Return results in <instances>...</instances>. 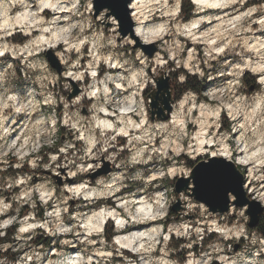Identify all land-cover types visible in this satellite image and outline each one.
Returning <instances> with one entry per match:
<instances>
[{"label":"rangeland","instance_id":"obj_1","mask_svg":"<svg viewBox=\"0 0 264 264\" xmlns=\"http://www.w3.org/2000/svg\"><path fill=\"white\" fill-rule=\"evenodd\" d=\"M161 1L157 6L154 5L148 10L151 11L146 14L144 26L147 30H152L164 25L163 31L155 39L156 42L147 43L146 41L151 36L138 38L134 31L130 32V22L136 28L132 19L133 12L130 9L135 2L133 0H90V5L86 3V0H79L76 7L80 12H84V16L71 10L75 0H61L65 4L62 6L64 10L59 11L60 13L54 9L47 10V12L43 9L38 11V5L43 0H27V3L31 5L28 11L36 13L38 21L41 19L43 23L35 24L37 27H33L30 34L12 31L4 39L21 46L34 44L42 49L37 52V56L47 61L49 70L57 78L54 84L49 85L54 93L53 98L56 103L54 106L39 105L38 110L32 113L31 120H28L24 113H19L9 116L4 123V127L10 131L6 136L7 143L0 141V148L6 151V155L0 156V177L9 179L26 177L27 179L25 184L18 185L11 190H0V196L5 199V202L12 204V210H9L6 215L0 216V221L7 220L6 225L0 224V231L5 233L4 236H0V242L6 240L9 244L14 243L12 236L15 231L12 229L17 225L16 219L28 216L30 217L29 222L38 221L43 225L47 220L46 213L56 212L57 217L53 218L54 221L58 219L61 227L66 226L75 231L65 236L60 233L52 234L51 225L48 228L34 229L36 235L32 237L30 243L44 254V261L55 260L57 253H67L71 254L73 259L78 260V264H83L79 257H85L89 264H128V261L139 264L141 256H144L145 259L161 261V264H167V261L184 264L191 257H199L202 252L209 251L212 245L218 242L223 243L217 240V237L220 236L218 229H223L225 226L232 228L239 222L249 233L256 231L248 227L249 217L245 209L233 206L226 214L211 213L205 205L195 200L193 180L180 184L182 190L180 194L176 192L175 184L180 177H190L193 167L198 162L209 161L210 158H221L217 156L223 154L224 148H229L230 155H232V160H226L234 164L244 156L243 154L240 156L235 151L236 142L240 137V133L235 130L236 126L238 123H243L246 118L255 121L258 112H251L248 109L253 97H256L258 102L264 106V96L261 94L262 86L260 84L261 77H264V71L255 70V72L253 70V68H261L260 55L256 51H246L244 42L246 40L248 45H255L260 52H264V47H261V42H264V27L259 22L264 20V14L259 11L260 7L264 6V0H243V3L236 0L223 9L208 10L206 13H203L204 9L194 4L193 0H170L169 3L165 0ZM111 2H114L115 10L109 7ZM187 2H191L195 6L193 16L188 22L203 15L204 20L213 23L206 26L205 29L196 31L197 36L200 37L197 41L183 29L185 17L181 10ZM86 7L88 10L85 12ZM174 9H177V12L173 16L166 13ZM19 11V8L13 9V13L10 15L17 16ZM245 13H249V16L245 17ZM86 17L90 18L91 23L85 28L84 36L87 38L101 31L105 38L111 36L116 44L113 54L114 57H118L117 67L109 68L103 61L99 62L94 77L92 72L87 71L92 61L91 56L88 55L91 45L87 40L80 46L83 55L75 48L69 50V46L77 42V29L72 25L83 23ZM252 20L258 22L250 24ZM222 22L221 31L216 33V26ZM200 24H204V22ZM249 25L251 30L246 31L245 29H248ZM42 27L49 30L42 31ZM218 34L223 39L216 44V49H214L213 45H209L207 39L215 38ZM203 36H208V38L205 40L202 38ZM21 40L24 41L20 42ZM216 40L218 39L215 38L214 41L216 42ZM104 42L101 41V43ZM106 47L111 49L112 46L107 45ZM56 53L62 55L58 56ZM65 56L67 57L66 63L64 62ZM126 60L131 61V67L135 69V72L130 74L126 70L129 67L124 63ZM189 61L190 66L188 65ZM197 67L199 71H196ZM141 71L147 83L139 89V92H137L139 78L128 87L119 89L115 88L109 80V76L115 79L118 75L130 79V75H136ZM17 74L22 77L19 68ZM77 75L82 78L74 79ZM180 75L185 76L183 83L179 82ZM186 75H196L203 83L204 92L199 94L191 91V94L185 96V93L189 91L184 87ZM163 78L164 80L170 79L174 101L169 120L165 122L159 120V112L164 106L158 103L160 101L163 103L164 100L160 95L162 92L158 88V83ZM94 83L96 88L106 85L111 89L108 94L110 103L106 108L113 116L110 119L115 126L114 130L108 131L101 127L100 122L104 119L102 114L105 113L99 112L97 115L93 108L96 98L86 95V91L93 90L91 86ZM18 87L22 89L23 84L18 83ZM18 95L22 96L23 92L21 91ZM141 98H143V118L137 106ZM36 99L40 100L42 97L37 96ZM184 99H187V106L182 112L181 105L177 102ZM76 100H79L78 104L73 103ZM103 102L104 96L101 94L100 104L103 105ZM65 104H67V108ZM53 110L56 113L54 126L57 131L55 135H51L46 128L41 127L37 119L40 113L50 116ZM174 113L179 115L181 113L183 116L184 121L180 125L169 123ZM186 113L188 115H185ZM93 117H96L95 123L99 125L96 138L99 139L100 129H104L108 135L115 133V140L101 141L92 148L93 153H96L97 149H103L102 154L95 155L91 159L70 163L66 157H72L73 153L76 156H83L82 151L76 150L81 149L85 143L83 139H78L81 133L72 129L71 124L78 119L86 123ZM203 123H209L206 131L207 148L198 152L196 145L198 143L195 137L203 129L201 126ZM228 123L231 124V131L223 129ZM136 124H142L141 129L143 130L139 131L140 129L133 127ZM119 128H123L124 131L134 130L132 136H139L144 129H147V138L143 144L148 145L154 151L140 152L138 149L141 144L137 140L131 139L132 136L128 137V133L125 135L124 132H116L115 130ZM173 128L179 132L182 138L171 134ZM46 135L52 139V145L43 143ZM34 140H39L40 143L36 145ZM166 142L169 149L164 151ZM69 144L71 147H67ZM211 145L214 147L211 148ZM13 147L15 149L10 153L9 149ZM61 148L64 149L63 152H61ZM177 150H179L178 153ZM109 155L114 156L115 161L107 159ZM126 155L140 161L137 168L141 170L143 179L134 183L127 180L121 183L116 180L115 176L109 175V173L122 171L123 166L117 167L116 165ZM51 156H56V159L53 161ZM149 156L151 159H148ZM36 157H40L37 161L38 166L32 168L28 161ZM5 161H7V167H5ZM144 161L147 162L144 163ZM44 165H50V167ZM77 165H82L86 171H76ZM236 165L244 175L247 188L251 181L248 175L252 167ZM105 170H110V172L99 175ZM72 172H76V174L71 175ZM257 175L255 170V177ZM260 175L264 176V169H261ZM67 179L69 184L66 183ZM92 180H94L93 184L90 183ZM252 180L255 182L256 188L264 185V179L253 178ZM86 184H89L87 185L89 190L97 195L83 194L79 196L76 193L74 195V190L77 187ZM108 184L119 187V191L111 195H99ZM25 187L31 193L35 204H23L17 214L14 211L17 202L13 197L18 195L27 199L26 193L23 191ZM37 188H43L45 191L51 189L52 198L46 199V203L39 200L35 191ZM247 189L250 197L253 196L250 193L253 186H249ZM262 189L264 191V188ZM68 197L73 198L67 199ZM53 199L65 200L66 210H62L58 204L54 205ZM144 202L150 203L148 207L151 208L147 211L141 210V205ZM105 210L117 211L119 220L128 223V228L140 223L137 221L141 219L144 222L142 224L146 225L144 228L148 229L147 231L158 230L160 235L153 242L144 244L146 247L141 253V248L138 247L121 248L116 244V241L132 235L129 230L126 229V233H120L118 232L119 228L112 221L107 220L108 227L111 226L110 224L114 227V236L109 242L106 239L107 229L103 230L102 228L101 232L95 231L93 228L96 225L88 223L91 216ZM241 212L244 217H247L246 222L239 215ZM215 214L219 215L215 216ZM153 220L156 222L154 221V223ZM85 226H87V230H84ZM197 227L200 228L203 237L199 242H197L195 234L192 235L191 241L185 236L177 235L181 229L188 230ZM31 231L33 230L25 235H31ZM213 234H215L214 237H212ZM165 238H167V244H165ZM63 239H69L71 244L62 245L60 241ZM45 240L50 241V247L40 244ZM88 240H91L92 243L88 244ZM243 246V237L239 241H227L223 254L230 259L232 254L239 252ZM24 251H28L27 247ZM86 253H91V255L86 256ZM8 254L16 257L23 253H12V249L9 247L4 255ZM209 258L211 264H222L219 254Z\"/></svg>","mask_w":264,"mask_h":264},{"label":"clouds","instance_id":"obj_2","mask_svg":"<svg viewBox=\"0 0 264 264\" xmlns=\"http://www.w3.org/2000/svg\"><path fill=\"white\" fill-rule=\"evenodd\" d=\"M60 0H48L46 3H40L38 5V11L43 8H52L56 12L62 11L57 5ZM235 0H226L225 3L221 5L213 4V7L216 6H227L229 3H233ZM243 3V0H240ZM86 3L90 5V0H86ZM79 4V0H75L73 4L72 11L80 16H84V12H80L77 9V5ZM19 8V15L23 16L25 14H29L32 17V20H36V13L28 12L31 8V5L27 3V0H0V10L4 11V15L0 17V25L5 23L11 24V28L3 27L0 29V141L7 143L6 136L10 129L4 127V123L8 120L9 116H13L15 114L24 113L28 120L32 119V113L37 111L39 105L48 104L50 106H54L56 100L53 98L54 93L51 88H49L50 84H54L56 81V76L52 73L48 68V63L42 57L37 56V52L42 49L36 47L34 44H24L23 46L18 44H13L10 41L4 39V37L11 34L12 31H20L25 34H30L33 24L30 22L27 25H20L19 27L16 24V15H10L13 13V9ZM87 7L85 8V12L87 11ZM259 11L264 14V6H261ZM245 17L249 16V13L244 14ZM139 19V17H136ZM258 21L252 20L251 23H256ZM264 27V21H259ZM39 23V21H37ZM55 23V22H54ZM91 23L90 18L86 17L83 23L73 24L72 27L77 29L76 43H73L69 46V50L71 48H75L77 52H81L80 46L87 40V42L91 45V49L88 53L91 56V66L87 69V71L92 72L93 77L95 76V69L98 67L99 62L103 61L109 68L117 67L116 60L118 57H114L113 50L116 47L115 40L111 36L105 38L103 32L94 33L90 37L84 36L85 28ZM49 29L46 27H42V31H48ZM246 31L251 30L250 25ZM133 31L142 36L143 34L140 32L139 28H133ZM101 41H105L101 43ZM111 45V49H108L106 46ZM261 47H264V42H261ZM244 49L246 51H256L260 55V65L262 71H264V52H260L259 49L255 47V45H248L246 40L244 42ZM56 55L60 56L61 53H56ZM81 55L83 53L81 52ZM111 57V58H110ZM64 62H67V57H64ZM125 64H128L129 67L126 69L130 72H135V69L131 67V61H124ZM179 63V62H178ZM121 67L123 65H120ZM78 68V65H76ZM146 67V65H145ZM19 68L22 73V77L18 76L17 69ZM255 71L256 69L253 68ZM196 71H199V68H196ZM202 75V74H201ZM80 75L74 77V79H81ZM139 78V84L137 87V92L139 89L143 87L145 83H147L146 78L144 77L143 72H139L136 75H130L129 77L118 75L115 79L109 76V80L113 83L115 88L119 89L121 87H128L133 84ZM185 80L184 75H180L179 82L183 83ZM18 83L23 84V88L18 87ZM103 83V82H101ZM260 84L262 86V96H264V77H261ZM65 87H68L65 85ZM93 90L86 91V95L89 97H95L96 102L93 105V108L96 110L97 115L99 112H105L106 106L110 103V99L108 94L111 92L106 85L102 88H96L95 83L91 86ZM23 92L22 96H19L18 93ZM101 94L104 96L103 105L100 104ZM191 94V90L185 93V96ZM160 95L167 99V92H162ZM40 96L42 99L37 100L36 97ZM242 102V101H241ZM74 104H78L79 100L73 102ZM161 106H163L162 101L158 102ZM178 104L183 105V100L178 101ZM139 112L143 118V98H141L138 102ZM67 108V104H65ZM175 107V105H173ZM248 109L251 112H258V115L253 122L252 120L246 118L243 123H238L236 126V131L240 133L239 140L236 142L235 151L237 153L243 152V159H247L249 165L256 170L257 176L254 179H264V176L260 175L261 169H264V106L260 102H258L256 97H253L251 103L248 105ZM9 110V111H5ZM259 110V111H258ZM243 114V113H241ZM185 115H188L186 113ZM43 117V119H41ZM235 119V117H233ZM40 126L46 128L47 132L51 135H55L57 129L54 126V121L56 120V113L53 110L50 116H45L44 113H40V116L37 117ZM96 117L88 120L86 123L82 120H76V122L71 124L72 129L78 130L81 135L78 139H83L85 141L84 145H82L81 149L76 151H82L83 156H76L73 153L72 157H66L70 163H75L77 160L83 161L84 159H91L93 156L102 154L103 149H97L96 153L92 152V148L95 147L97 143L101 141H113L115 140V133L112 135H108L104 129H100L99 139L97 136V128L99 125L95 123ZM119 119V117H118ZM123 123V121H121ZM67 123V121H65ZM111 129L113 125L109 124L106 126ZM133 127L136 129H141L143 127L142 124H136ZM151 127V126H149ZM116 132H124L127 135V132L124 131L123 128H119L115 130ZM147 129H144L143 132L139 136L133 135L131 139L137 140L141 146L138 149L140 152L145 150L154 151L150 149L148 145L143 144V141L147 138ZM172 135L177 136V138H182L173 128L171 133ZM40 143L39 140H34V144L38 145ZM43 143L52 145L53 141L49 138V136H45ZM67 147H71V145H67ZM10 150V149H9ZM64 149L61 148V152ZM6 155V151L3 148H0V156ZM74 157V158H73ZM40 157H36L35 159H30L28 161L30 167H37V161ZM51 159L54 161L56 156H51ZM109 160L115 161V157L109 155L107 157ZM151 159V156L148 157ZM147 161H144L146 163ZM140 161L135 160L131 156H124L119 163H117V167L123 166V169L119 173H109L110 176H115L116 180L121 183L125 180L130 183H134L138 180L143 179V175L140 169L137 168V164ZM19 167L20 165H16ZM45 167H50V165H44ZM5 167H7V161H5ZM76 171L83 172L86 169L82 165H77ZM76 172H72L71 175H75ZM27 178H13L9 179L6 177H0V190L8 191L12 188L25 184V180ZM264 188V185L258 186L256 188V192L253 196L249 197V190L246 188L244 183V177L240 178V185L237 195L243 196L245 201L251 199L256 200L259 204L260 208L264 210V191L261 190ZM26 193L27 199L22 198L21 196H14L13 199L17 202V207L14 211L18 214L20 208L25 203L35 204V201L32 200L31 193L27 191V188L23 189ZM37 192V198L46 203V199L52 198V190L48 189L45 191L43 188L35 189ZM119 191V187H114L113 184H108L105 186V189L99 193L102 195H111L114 192ZM75 195V193H74ZM73 197H68L67 199H71ZM54 205H59L62 210H66V202L65 200H57L53 199ZM9 210H12V204L6 203L5 199L0 196V216L6 215ZM127 210V209H126ZM264 214V213H262ZM244 221H247V217L243 216V212L239 214ZM47 220L41 225L38 221L29 222L30 217L26 216L23 219H16V224L18 227L15 229V232L12 236L13 244H9L6 240L0 242V264H75V260L72 258L71 254L67 253H57V258L55 260L44 261L43 255L39 249L35 248L34 245L30 243L33 236L36 235L34 229L38 227L48 228L49 225L52 226V234L60 233L65 236L68 233H72L75 230L69 227H61L60 221L57 219L54 221L53 218L57 217L56 212H47L46 213ZM0 224L6 225L7 220L0 221ZM31 231V235H25ZM84 230H87V226L84 227ZM220 232V236L217 237L218 241H222L223 243H216L210 247V250L207 252H202L199 257L190 258L186 260L184 264H192V259H195L196 264H211V259L209 257H216L219 254V259L222 261V264H264V232L252 231L248 232L242 224L237 223L232 228H228L225 226L223 229H218ZM195 234L197 237V242L202 239L200 228H192L188 230L181 229L177 232L178 236H185L191 241L192 235ZM5 233L0 231V236H4ZM244 238V246L243 248L237 252L233 253L231 258L229 259L223 254L224 246L227 241H239L240 238ZM167 238H165V244H167ZM62 245H70L71 241L69 239H63L60 241ZM92 241L88 240V244H91ZM11 247L12 253L22 252V255H18L16 257H12L11 254L4 255ZM27 247L28 251H24ZM150 250V249H149ZM95 251V250H93ZM162 251H164L162 249ZM86 256L91 255V253H86ZM165 255L167 253L165 252ZM83 261V264H89V261L85 257H79ZM128 264H133L132 261H128ZM139 264H161V261H153L151 259H145L144 256L140 257ZM167 264H176L175 261H167Z\"/></svg>","mask_w":264,"mask_h":264},{"label":"bare ground","instance_id":"obj_3","mask_svg":"<svg viewBox=\"0 0 264 264\" xmlns=\"http://www.w3.org/2000/svg\"><path fill=\"white\" fill-rule=\"evenodd\" d=\"M133 1H135V2L130 7L131 11L133 12L132 19H133V21L136 24V28H139L140 29V32L143 34L142 36H140V35H137L135 33V36L138 37V38H142L144 36H151V37L148 38V40L146 42L147 43L156 42L155 39H157L162 34L164 25H160V27L158 29L147 30L145 28V26H144L146 24L145 17H146V14L151 11V10L148 11L149 9H151V7H153L154 5L157 6L162 1L161 0H133ZM165 1H167L169 3L170 0H165ZM255 1H257V0H255ZM46 2H48V0H43L42 3H46ZM52 2H55V0H52ZM193 2L196 5L201 6L202 9H204L203 10V13H206L208 10H215V9L218 10V9H223V8L226 7V6H216V7H213L212 6L213 4L221 5V4L225 3L226 0H193ZM251 2L253 3V1H251ZM64 4L65 3L64 2H61V0H60L59 4L57 6L62 9V6ZM229 4H231V3H229ZM166 5H168V4H166ZM247 6H248V4H247ZM50 9H52V8H47V7L43 8V10L46 11V12H47V10H50ZM28 12H30V11H28ZM176 12H177V9H174V10L168 11L166 13L169 14V15L171 14L173 16V14H175ZM4 14H5L4 11L3 10H0V17H2ZM136 17H139V19H136ZM202 17H203V15H200V17L198 19H196V20H194L192 22H185L184 23V26H183V29L185 30V32L189 33V35H191V37H193L196 41L200 39V37L197 36L196 31H200L202 29H205L206 26H208L209 24H213V23H210V22L204 20ZM38 19L39 18L36 16V20L35 21L32 20V17L29 14H25L23 16L17 15L16 16V24L19 27L20 25H27V24H29L31 22L33 24V27H37V26H35V24L38 25L39 23H41V24L43 23V20H41V19H40L39 23H37ZM218 21H220V20H218ZM201 22H204V24H201L200 25ZM223 22L219 26H216V28H217L216 31H215L216 33H219L221 31V27L220 26L223 25ZM234 24H235V22H234ZM199 26H200V28H199ZM3 27L10 28L11 27V24L5 23L3 25H0V29H2ZM202 38L206 40V38H208V36H203ZM215 38L218 39V40H216V42L214 41ZM215 38H209V39H207L209 45H213L212 47L214 49H216V46H217L216 44H218V42H220L223 39V37L220 34H218L217 36H215ZM57 39L58 38L56 37V40ZM190 61L188 62V65L189 66L191 65ZM260 69L261 68H258V69L256 68V70L262 71ZM186 106H187V99H184L183 100V105L181 106V111L182 112H183V109ZM104 113L108 114L107 108H106V111ZM102 117H104V119L100 122L101 127H103L104 129H106L108 131L114 130L115 129V126L113 124V121L110 118H107L108 116L107 117L102 116ZM182 117L183 116H181V113H180V115L174 113L172 115L171 121L169 123H171L173 125H180L184 121V119ZM109 124L113 125V127L111 129H109V128L106 127ZM208 124L203 123L201 125L203 127V129L195 137V140L198 143V144H196L197 145V151L198 152H201L202 150H204V149L207 148L206 142H208V140H207V136H206V134H207L206 131H207V125ZM163 128H165V127L163 126ZM163 128H161V129H163ZM142 130L143 129H140L139 131H142ZM132 131H134V130H131V131L126 130L125 131V132H127L129 134L128 137H131L132 136ZM166 144H168V143L167 142L165 143L164 148H163L164 151H167L169 149L168 148L169 145H166ZM14 149H15L14 147L11 148L10 149V153ZM178 151L179 150H177V153H178ZM222 152H223V154L222 155H219L217 157H221V158H225V159H228V160H232L231 159L232 158V155H230L229 148H224L222 150ZM239 154H240V156L242 154L244 155L243 152H240ZM243 157H241L239 159V161L236 162V164H238L239 166H246L248 168L251 167L249 165L248 160L247 159H243ZM254 177H255V169L250 168V174L248 175V178H251V181L248 183L247 188L249 186H253V190L250 192L252 195H254L255 192H256V187H255L256 184L252 180ZM71 178H74V177H71ZM93 182H94V180L90 181V183H92V184H93ZM66 183L69 184V180L68 179H67ZM87 185H89V184H86L85 186H79V187H77L74 190L75 191L74 193H76L79 196H81L83 194H87L89 196L97 195V193L90 191L89 190V187ZM262 191H263V189H262ZM71 193H72V191H71ZM148 206H150V203L149 202H144V204L141 205V210H146V211L149 210L151 207H148ZM140 212H142V211H140ZM218 215L219 214H215V216H218ZM115 219H118V213H117V211L105 210V211H100V212L94 214L93 216H91L88 219V223L93 224V225L95 224L96 226H95V228H93V230L95 229V231L101 232L102 231V228H104L105 224L107 223V220L109 221V220H115ZM154 221L155 220H153V222ZM137 222H140V223H138V224L136 223L135 225H131V226H129V228L127 227V231L129 230V233L132 234V235H129L126 239H122V240L119 239V240H117L116 241V244H118L120 247H124V248H131V247H136V248L138 247L139 249L141 248L140 249L141 251L139 250L140 253H141L143 250H145V247L146 246L144 244L149 243V242H153L154 239H156L157 237H159L160 233H159L158 230H155V231H152V232L147 231L148 229L146 230L144 228L146 225L142 224L144 222H142L141 219H139ZM191 258H193V257H191ZM74 260H75V264H78L79 261L76 260V259H74ZM192 264H196L195 259H192Z\"/></svg>","mask_w":264,"mask_h":264},{"label":"water","instance_id":"obj_4","mask_svg":"<svg viewBox=\"0 0 264 264\" xmlns=\"http://www.w3.org/2000/svg\"><path fill=\"white\" fill-rule=\"evenodd\" d=\"M109 7L115 10L114 2H111ZM133 27L134 24L130 22V32L132 33ZM158 88L160 92H167V99L163 100L164 108L159 112V120L165 122L169 120L174 102L170 79H161L158 83ZM109 172L110 170H105L100 172L99 175H105ZM241 176L244 177L238 166L233 162L224 158H210L209 161H200L195 164L190 177L178 178L175 188L176 192L180 194L182 192L180 184L189 183L193 180L195 185L194 198L198 203L205 205L209 209V212L226 214L229 213L233 206L245 209L249 217L248 227L256 229L264 210L260 208L256 200L249 199L245 201L242 194L237 195Z\"/></svg>","mask_w":264,"mask_h":264},{"label":"trees","instance_id":"obj_5","mask_svg":"<svg viewBox=\"0 0 264 264\" xmlns=\"http://www.w3.org/2000/svg\"><path fill=\"white\" fill-rule=\"evenodd\" d=\"M181 11H183V14L185 17V22H188L193 16L192 14L195 11V6L191 2H187L186 6L183 7V9ZM23 41L24 40H21L20 42H23ZM253 83H255V82H253ZM184 87L187 90L190 89L191 91H193L195 93L201 94L204 92L203 83L198 79V77L196 75L195 76L186 75V82H185ZM223 129L225 131H231V124L228 123V125L225 126ZM40 217H43V216L40 215ZM110 225L111 226L108 227V224H107L105 227V230L106 229L108 230V234L106 236V239L109 242L112 241V238L114 236V227L112 226V224H110ZM17 227H18L17 225L14 226L12 230L15 231V229ZM255 230L259 231V232H264V215H262V217L260 219V223ZM214 236H215V234H213L212 237H214ZM40 244L45 245L46 247H50V245H51L49 240L42 241Z\"/></svg>","mask_w":264,"mask_h":264}]
</instances>
